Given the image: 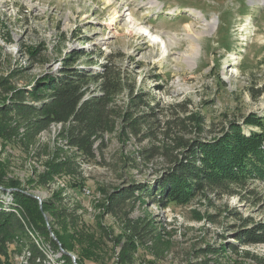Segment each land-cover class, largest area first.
Listing matches in <instances>:
<instances>
[{
	"label": "rangeland",
	"instance_id": "374dc122",
	"mask_svg": "<svg viewBox=\"0 0 264 264\" xmlns=\"http://www.w3.org/2000/svg\"><path fill=\"white\" fill-rule=\"evenodd\" d=\"M82 51L89 54L78 56ZM108 60L134 94H150L149 107H135L128 87L114 99L138 118L137 133L118 128L96 161L80 160V178L52 177L48 166L72 151L62 126L33 135L13 115L14 132L0 138V181L40 207L52 200L75 213L78 224L41 207L50 237L71 248L78 236L85 240L82 254H68L78 264H264V182L231 196L192 191L182 205L155 206L142 192L128 193L164 180L168 158L145 163L140 153L167 143L161 127L177 112L203 119L202 134L189 126L186 139H212L229 122L264 116V1L0 0V108L12 107L16 92L40 104L33 94L67 62L97 70ZM5 193L1 201L11 204L13 192ZM33 239L59 264L60 253Z\"/></svg>",
	"mask_w": 264,
	"mask_h": 264
},
{
	"label": "trees",
	"instance_id": "16d2710c",
	"mask_svg": "<svg viewBox=\"0 0 264 264\" xmlns=\"http://www.w3.org/2000/svg\"><path fill=\"white\" fill-rule=\"evenodd\" d=\"M88 54L82 51L78 56ZM72 63L67 62L58 75L47 76L41 82L33 94L40 104H27L26 95L16 92L13 106L0 108V138H7L14 132L15 128L10 124L13 115L23 117L24 126L33 135L53 125L62 126L60 137L72 151L57 156L48 166L52 177L80 178V160L96 161L118 128L124 134L137 133L138 118L132 117L128 111L118 110L114 101L126 87L135 107L149 105L146 100L150 94L140 91L134 94V89L127 86L129 84L124 81L120 69L111 60L97 70L79 68ZM187 111L177 112L173 119L164 122L161 130L168 139L167 143L149 146L140 153L145 163L155 158H168L164 180L146 189L135 187L128 192L131 196L139 191L148 198L152 197L155 206H166L169 202L182 205L189 203L192 191L198 195L213 191V194L221 192L231 196L235 195L234 191L244 190L248 184L264 182V116L255 114L240 122H229L218 133L220 136L212 139H186L187 134L192 133L189 126L196 125L197 133L201 135L203 124L200 116L193 117ZM150 114L156 116L153 112ZM144 118L141 115V119ZM246 127L257 129L247 133ZM175 151L179 154H168ZM0 187L5 189L0 190L1 199L7 196L6 190L13 191L11 204L0 199V264H13L14 258L22 256L27 258L28 264H56L48 260L45 250L35 244L33 236L42 238L53 253L61 254L57 263L73 264L68 254L77 249L82 254L85 240L78 236L75 240L78 246L72 248L60 236L54 240L50 237L51 227L46 223L41 207L51 210L56 217L71 218L78 224L75 213L60 208L52 200L45 201L40 207V203L24 190L2 181Z\"/></svg>",
	"mask_w": 264,
	"mask_h": 264
},
{
	"label": "bare ground",
	"instance_id": "6f19581e",
	"mask_svg": "<svg viewBox=\"0 0 264 264\" xmlns=\"http://www.w3.org/2000/svg\"><path fill=\"white\" fill-rule=\"evenodd\" d=\"M254 1L256 2V1H259V0H254ZM263 1H264V0H263ZM151 4H153V3H151ZM114 20H115V18L112 19V22L110 23V25H112V24L115 22ZM212 27H214V25H213ZM146 33H147V32H146ZM152 38H155L154 40H160L159 37H158V36L155 37V35L152 36ZM160 42H161V44H163V46H165V42H164L163 40H160ZM194 49H196V48H194ZM192 56H193V58H194V57H195V54H193ZM190 57H191V56H190ZM232 59L235 60V59H237V58H232ZM54 126H56V125H54ZM58 126L61 127V125H58ZM88 193H89V192H88Z\"/></svg>",
	"mask_w": 264,
	"mask_h": 264
},
{
	"label": "water",
	"instance_id": "95a60500",
	"mask_svg": "<svg viewBox=\"0 0 264 264\" xmlns=\"http://www.w3.org/2000/svg\"><path fill=\"white\" fill-rule=\"evenodd\" d=\"M0 190H5L4 188H2V187H0ZM6 191H8V192H13L12 190H6ZM38 199V198H37ZM41 202V201H40ZM50 230V229H49ZM50 232H51V230H50ZM51 237L54 239V240H56V238H55V236H54V234L53 233H51ZM73 262H74V264H78L77 263V259L75 258V257H73Z\"/></svg>",
	"mask_w": 264,
	"mask_h": 264
},
{
	"label": "built area",
	"instance_id": "2783aa9c",
	"mask_svg": "<svg viewBox=\"0 0 264 264\" xmlns=\"http://www.w3.org/2000/svg\"><path fill=\"white\" fill-rule=\"evenodd\" d=\"M86 193H88V191L87 190H84V194H86Z\"/></svg>",
	"mask_w": 264,
	"mask_h": 264
}]
</instances>
